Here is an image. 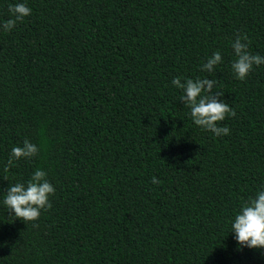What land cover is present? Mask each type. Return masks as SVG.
<instances>
[{
    "label": "trees",
    "instance_id": "trees-1",
    "mask_svg": "<svg viewBox=\"0 0 264 264\" xmlns=\"http://www.w3.org/2000/svg\"><path fill=\"white\" fill-rule=\"evenodd\" d=\"M16 3L31 15L0 28V264H264L230 232L264 186V65L231 70L237 33L264 56V0H0V23ZM177 76L217 81L229 135L193 123ZM25 139L38 154L5 172ZM38 168L52 207L13 220L5 191Z\"/></svg>",
    "mask_w": 264,
    "mask_h": 264
},
{
    "label": "clouds",
    "instance_id": "clouds-1",
    "mask_svg": "<svg viewBox=\"0 0 264 264\" xmlns=\"http://www.w3.org/2000/svg\"><path fill=\"white\" fill-rule=\"evenodd\" d=\"M10 18L0 23L4 32H10L18 23H23L31 15V9L25 3L9 4ZM250 41L246 34H235L231 48L235 59L231 70L235 79L244 81L253 67L264 65V56L249 51ZM223 62L219 51L213 52L201 65V71L212 73L216 66ZM172 85L181 91L179 101L188 109L193 123L203 131H209L216 137L227 136L230 129L219 126L226 117H235V111L221 97L223 92H217V81L207 77L196 79L174 77ZM38 147L28 139L22 146L13 147L4 171L8 172L21 159H32L38 154ZM153 184H160L156 177ZM55 194V188L47 179V173L36 169L27 182H17L5 191L3 204L13 220H21L25 224L37 221L41 211H48L52 204L49 197ZM33 227H38L33 223ZM231 233L238 245V250L247 248L264 250V186L255 197H249L241 204L238 213L231 222Z\"/></svg>",
    "mask_w": 264,
    "mask_h": 264
}]
</instances>
